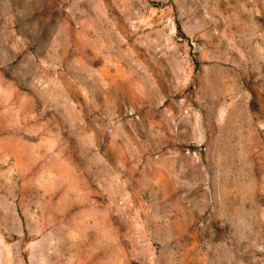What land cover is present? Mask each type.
<instances>
[{
    "label": "rangeland",
    "instance_id": "rangeland-1",
    "mask_svg": "<svg viewBox=\"0 0 264 264\" xmlns=\"http://www.w3.org/2000/svg\"><path fill=\"white\" fill-rule=\"evenodd\" d=\"M0 264H264V0H0Z\"/></svg>",
    "mask_w": 264,
    "mask_h": 264
}]
</instances>
